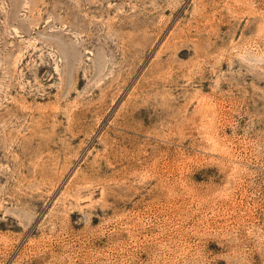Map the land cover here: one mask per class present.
<instances>
[{"label": "rangeland", "instance_id": "1", "mask_svg": "<svg viewBox=\"0 0 264 264\" xmlns=\"http://www.w3.org/2000/svg\"><path fill=\"white\" fill-rule=\"evenodd\" d=\"M0 264H264V0H0Z\"/></svg>", "mask_w": 264, "mask_h": 264}]
</instances>
